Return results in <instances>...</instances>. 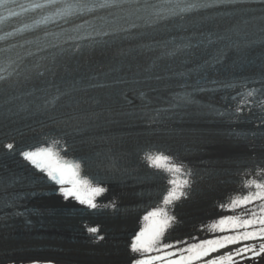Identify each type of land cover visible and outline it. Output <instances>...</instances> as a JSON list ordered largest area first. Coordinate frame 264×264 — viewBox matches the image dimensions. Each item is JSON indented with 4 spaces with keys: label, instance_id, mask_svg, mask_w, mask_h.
Instances as JSON below:
<instances>
[{
    "label": "snow or ice",
    "instance_id": "6c2138e0",
    "mask_svg": "<svg viewBox=\"0 0 264 264\" xmlns=\"http://www.w3.org/2000/svg\"><path fill=\"white\" fill-rule=\"evenodd\" d=\"M9 0H0V6H7ZM239 0H161V4H150L148 0H144L141 5L140 0H45L44 3H35L31 6L32 10H38L43 8H52L53 16L70 19L74 16H83L87 12L94 11L98 8H121L124 5H128L127 10L132 12H139L141 10L148 11L151 9V14L160 17L161 12H166L171 16H180L184 18L183 14H190L199 10H207L218 7H235ZM264 3V0H261ZM166 5L167 7H162ZM136 6V7H133ZM29 9L25 8L24 11ZM9 15L16 16L19 13L13 12L9 9ZM47 17L43 21L47 22ZM202 19H212L210 15L204 16ZM264 19V18H262ZM250 23L249 20H245L244 24ZM235 30V26L231 29H224L223 32H208L201 33L203 39L200 44L204 45L207 49L213 45H222L215 48L214 54L210 59L205 61V66H214L221 63L226 51L231 48H239V45L232 39L231 33ZM264 31V28L261 29ZM100 43V42H96ZM103 43H107L104 41ZM77 46L73 51H79ZM204 67V66H202ZM43 76L44 73H38ZM4 77L0 76V80ZM121 81H117L119 83ZM104 87L106 85H92V87ZM228 87H234V85H227ZM203 90V89H198ZM65 93H61L63 95ZM60 95L53 97L51 100L45 102V107L48 105H55V102L60 98ZM258 95V90L255 88L245 89L244 92L239 94V100L236 111L241 110V104H247L246 97H254ZM143 98V94L141 93ZM179 100L185 102H191L190 96H180ZM217 115H223V113H216ZM77 119L74 116H69L65 123L71 122ZM59 143V141H55ZM8 150V153L14 154L13 143H6L3 145ZM24 161H27L38 172L43 173L49 181L59 186V192L65 199L72 197L76 199L80 204L86 205L88 208L95 209L98 205L94 201V197L102 194L106 191L103 187H90L88 189V195H82L77 185L78 181L75 179H69V176L75 177L78 175L80 163L69 165L68 163L58 162L56 159V153L51 148L38 147L35 150H22L18 153ZM146 158L151 161L150 166L160 167L158 161L168 162L172 158L162 153L160 154H146ZM166 170L169 173L175 172L183 176L184 178L178 183L175 177H171L168 183L173 187L168 191V194L164 197L163 204L165 206L172 204L174 201L186 198L188 193L183 191L185 187H190L191 181L188 179L192 175L190 169H187L183 164H167ZM86 184L87 181H84ZM245 186L251 187L254 182L244 181ZM69 184L71 187H64ZM257 191L249 192L247 195L242 196L240 199H232L230 204L218 205L222 210H232L236 206H244L252 203L253 201H264V183L254 184ZM103 207L115 208V203L103 205ZM250 215L246 219H242L239 216H233L228 218L219 219L218 223L213 225V228H219L221 232H234L232 235H224L220 238L207 239L200 241L199 243L188 244L186 247L178 248L177 245L187 244V240H178L174 242H162L164 233L168 227L171 226V222L175 221L174 216H168L165 209L157 207L155 210L148 212L143 217L145 226L135 235L133 242L130 245V251L133 254H139V258L133 256L130 259V264H196L197 261L203 260L205 257H209L212 253L219 251L222 248H227L230 245L240 244L243 241H262L257 247L255 244H245L242 247L235 249V251L228 252L222 256L209 259L205 264H240L236 261V257L241 259H255L257 257L264 256V203H261L257 208L249 209ZM204 227L203 225L201 226ZM88 231L92 234H96L98 229L95 227L88 228ZM94 240H103V235H94ZM195 239V237H193ZM168 249H175L174 251H166ZM157 253V255H145L151 253ZM251 253V256L247 254Z\"/></svg>",
    "mask_w": 264,
    "mask_h": 264
},
{
    "label": "bare ground",
    "instance_id": "6f19581e",
    "mask_svg": "<svg viewBox=\"0 0 264 264\" xmlns=\"http://www.w3.org/2000/svg\"><path fill=\"white\" fill-rule=\"evenodd\" d=\"M256 144L262 149L264 148V143L261 141V139L254 138ZM227 147L232 148H238L234 146H230L227 144H221L215 141H209L207 144L204 145L202 148V153L199 155L198 158L193 160V162H224V161H230L232 160L237 153L235 150H231ZM219 190V188H213L212 191ZM208 198V197H207ZM207 198H204V196H200L196 199H194V202L191 204H186L183 207H177L173 209L172 211H177L182 214L181 220L184 218H187L189 214L192 211L198 210L200 207V201H205ZM261 203H264V201L256 200L253 201L250 204L241 206L239 211L237 213H228L224 215L223 217H219L218 213L216 211H206V215L209 216V219H214L217 216V219L211 223L198 225L196 227H190L192 225H195L196 223L190 224V223H182L180 226H174L171 228H167L164 237L168 240V242H174L178 240H187V244H180L177 245L178 248L186 247L188 244L193 243H199L200 241L207 240V239H214V238H220L224 235H232L234 232H221L220 230L217 231H211L210 229L213 227V225L217 224L219 219L221 218H228L233 216H239L242 219H246L249 217L250 212L249 209L251 208H257ZM41 208L45 209H56L57 204L56 201H40L37 203ZM56 204V205H55ZM258 210V209H257ZM133 217V216H132ZM128 219V218H124ZM132 219V218H131ZM142 218H134L132 219L133 222L138 223L139 220ZM107 221L103 225L107 232L109 231L110 234L114 236L119 235H126L127 232H130L133 228V225L130 224V220L126 221ZM183 221V220H182ZM176 223L175 221L171 222V224ZM202 223V222H201ZM200 223V224H201ZM13 228L10 229H4L0 230V254H3L0 256V264H130L131 257L128 256L126 252V240H116L112 241L113 244H116L118 248H105L103 250H98L96 247H88V248H80V247H72V246H66L65 244L58 243L56 240L52 239V236L55 237H61L64 238L65 234L63 232H60L58 234L48 231L47 233H39L38 235H43L46 237L45 240L42 241H36L33 239V237L37 234H30L31 232L25 231L20 229L16 224ZM67 225V224H66ZM103 231L99 233V235H105ZM195 237V239H193ZM262 241L255 240V241H243L240 244H234L230 245L227 248H222L217 252L212 253L211 256L205 257L201 261H197L196 264H205V262L209 259L222 256L228 252L235 251V249L244 246L245 244H255L257 247ZM36 248H50V249H59V250H85L91 253L90 256H85L82 253H32L29 252L31 249ZM175 249H169V251H174ZM60 252V251H58ZM100 252V253H95ZM23 253H29V254H23ZM251 255V253H248ZM33 256L36 257L35 260L29 261L28 259ZM52 258H48V257ZM57 256H65L68 257L69 260H76V262L79 263H72L69 260H63L64 262H61ZM264 256L259 257L258 259L261 260ZM238 258V261L240 264H254L253 262H249L248 260L241 259V257ZM4 259L7 262L3 263L1 260ZM59 259V260H57ZM67 262V263H65ZM70 262V263H68Z\"/></svg>",
    "mask_w": 264,
    "mask_h": 264
}]
</instances>
